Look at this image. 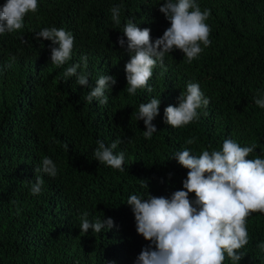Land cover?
I'll return each instance as SVG.
<instances>
[{
    "label": "trees",
    "instance_id": "16d2710c",
    "mask_svg": "<svg viewBox=\"0 0 264 264\" xmlns=\"http://www.w3.org/2000/svg\"><path fill=\"white\" fill-rule=\"evenodd\" d=\"M5 2L0 0V6ZM164 2L38 0V10L25 17L22 30L0 34V264H135L150 243L137 234L127 206L133 194L146 198L148 190L140 180L148 181L151 195L170 197L187 177L188 170L172 159L178 151L188 148L198 156L203 150H221L230 138L241 146L257 145L249 159L264 153V109L254 100L264 96V0H196L202 11L210 10L206 23L211 44L191 62L183 53L185 60L177 57L176 75L180 91L198 83L208 91L210 103L188 125L165 132L159 126L151 139L144 138V122L136 118L141 99L166 97L169 82L161 73L149 85L151 92L138 94V89L130 96L124 91L122 64L129 54L123 30L133 19L141 29L151 30L154 42L170 27L158 10ZM116 5L122 6L119 25L111 19ZM46 27L74 36L71 59L62 66L50 61L51 41L35 38ZM82 56L87 57L82 70L90 74L92 87L102 75L116 77V85L106 92L107 105L95 99L88 103L90 89L63 76ZM192 137L196 142L188 145ZM117 139L123 142L114 152L126 154L123 172L94 158L97 140L110 146ZM9 147L16 149L15 160L31 166V183L37 175L44 177L39 195L31 194L29 183L9 187L19 182L17 175L6 176L1 169V149ZM44 156L57 165L55 178L35 173ZM69 175L78 186L70 200ZM85 212L90 221L112 218L114 225L99 234L80 232ZM247 230L249 243L235 264H264V251L258 247L264 242V213L252 212ZM225 257L223 264H233Z\"/></svg>",
    "mask_w": 264,
    "mask_h": 264
},
{
    "label": "clouds",
    "instance_id": "9594fccd",
    "mask_svg": "<svg viewBox=\"0 0 264 264\" xmlns=\"http://www.w3.org/2000/svg\"><path fill=\"white\" fill-rule=\"evenodd\" d=\"M38 7V0H6L0 6V34L22 30L25 17L35 13ZM121 7L116 5L110 9L111 19L116 25L121 22ZM158 10L169 21L170 27L154 42L151 30L141 29L133 19L127 21L123 30L127 37L125 51L129 54L125 58L127 63L122 64V73L126 72L127 80L124 91L130 96H135L138 89V94L144 89L151 92L149 85L161 73L169 82L166 97L153 95L141 99L143 103L136 118L144 122L145 139H151L159 126H163L165 132L170 126L188 125L198 119V110L210 103L208 91L198 83L190 82L180 91L179 74L176 75L177 57L185 60L181 56L183 53L191 62L211 44V28L206 23L210 10L202 11L196 0H165ZM35 38L51 41L50 61L54 65L62 66L71 59L74 47L71 32L46 27L36 33ZM118 43L124 48V39H119ZM86 67L87 57L82 56L80 62L66 68L63 76L75 77L77 85L90 89L85 97L88 103L95 99L99 105H107L109 96L106 92H111L116 85V77L102 75L92 87L90 74L82 70ZM254 100L258 107L264 109V96ZM122 142L117 139L106 146L97 140L95 160L123 172L126 154L114 152ZM195 142V137L186 140L188 145ZM256 147V144L241 146L228 138L223 141L221 150H203L198 156L188 148L176 152L172 159L188 171L182 189L174 191L170 197L151 195L148 181L140 180L141 186L148 190L146 198L133 194L128 198L127 206L134 214L137 234L150 243L142 248L135 264H223L225 254L233 264L241 261L244 253L240 249L249 243L247 218L252 212L264 213V153L248 158ZM1 152V169L6 176L15 174L19 179L17 184L9 183V187L16 189L29 183L31 194L39 195L44 177L37 175L35 182L31 183V166H23L13 158L16 149L9 147L1 149ZM40 165L35 173L52 178L57 176L59 169L48 156L42 158ZM68 181L72 185L70 200L77 194L78 186L71 175ZM190 194L195 198L191 199ZM87 217L85 212L80 223V232L85 234L89 230L99 234L114 225L112 218L90 221ZM258 247L264 251V242Z\"/></svg>",
    "mask_w": 264,
    "mask_h": 264
}]
</instances>
